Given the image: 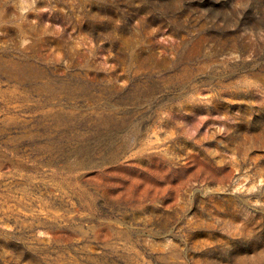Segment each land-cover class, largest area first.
I'll use <instances>...</instances> for the list:
<instances>
[{
	"label": "rangeland",
	"instance_id": "1",
	"mask_svg": "<svg viewBox=\"0 0 264 264\" xmlns=\"http://www.w3.org/2000/svg\"><path fill=\"white\" fill-rule=\"evenodd\" d=\"M0 264H264V0H0Z\"/></svg>",
	"mask_w": 264,
	"mask_h": 264
}]
</instances>
